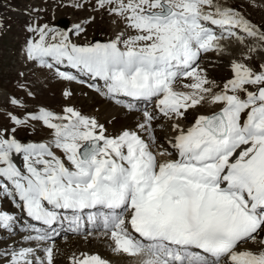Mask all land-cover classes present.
I'll list each match as a JSON object with an SVG mask.
<instances>
[{
	"label": "snow or ice",
	"instance_id": "obj_1",
	"mask_svg": "<svg viewBox=\"0 0 264 264\" xmlns=\"http://www.w3.org/2000/svg\"><path fill=\"white\" fill-rule=\"evenodd\" d=\"M57 3L88 14L30 24L24 60L138 119L110 131L69 88L59 109L32 110L0 89V200L29 221L19 242L0 241V264H55L64 224L129 264H264V25L219 0ZM98 16L113 34L88 39ZM225 42L241 51L217 81L201 60ZM18 219L0 208V231ZM68 264L112 262L80 251Z\"/></svg>",
	"mask_w": 264,
	"mask_h": 264
},
{
	"label": "rangeland",
	"instance_id": "obj_2",
	"mask_svg": "<svg viewBox=\"0 0 264 264\" xmlns=\"http://www.w3.org/2000/svg\"><path fill=\"white\" fill-rule=\"evenodd\" d=\"M219 1L221 4L225 1L227 4L239 6V10L254 24L264 25V2L256 0H246V2L237 0ZM67 2L70 3L71 0H67ZM252 4L255 6H250ZM33 8L43 10L33 12ZM87 14L85 10L58 6L57 0H0V89L11 93L14 98L20 100L29 110L39 108L41 103L48 105L49 103L44 99V94H39L42 85L37 82L48 85L56 84V82L46 69H40L32 62L24 60L22 49L25 40L30 35L26 29L30 24L35 23H48L49 25L66 29L70 25L78 23ZM60 20H65L67 27L62 25L59 22ZM111 26L114 27L107 16L103 20L98 16L96 23L89 26L87 38L91 40L107 39L113 34ZM72 39L81 43L84 41V37H80L77 40L74 36ZM229 60L226 57H217L210 53L202 58L201 63L208 68L210 77L215 78L217 81H222L223 78L229 75L226 68ZM253 62L259 63L261 61L253 57ZM20 73H23V76ZM63 83L68 84L67 82H60L61 85ZM60 84L56 92L48 95L51 100L55 101V96L60 94ZM20 85H23V87H20ZM43 88L46 91L44 86ZM27 91H32L34 95L31 97L27 96ZM76 101L80 103L79 106L77 103V107H80L84 113L96 106V103L91 102L87 97ZM5 107L17 112L23 111V109H11L9 105H5ZM20 135L27 136L29 139L39 138L25 132L20 133ZM40 135L42 136L43 133ZM0 238L4 240L2 236Z\"/></svg>",
	"mask_w": 264,
	"mask_h": 264
},
{
	"label": "bare ground",
	"instance_id": "obj_3",
	"mask_svg": "<svg viewBox=\"0 0 264 264\" xmlns=\"http://www.w3.org/2000/svg\"><path fill=\"white\" fill-rule=\"evenodd\" d=\"M237 1L246 2V0H237ZM256 1L264 2V0H256ZM223 4H227V2L224 1ZM113 31H114V27H112V33ZM225 43L228 44V42ZM240 51L241 49L235 44H228L227 51L222 56H217L215 53H211V54H214L217 57H226L227 59H232L234 57H238ZM254 58L255 59L258 58L261 62H264V60L260 55H256L254 56ZM201 64L202 66H205L203 63ZM54 81L56 82V84L53 83L49 85L45 83L41 84L40 82H37L38 84L42 85L39 94L41 95L44 94L45 101L49 103L48 105H44L43 103H41L39 104L40 107L46 106L50 108L59 109L60 106H62L65 103H68L63 99L62 91L64 88H69V90H71L74 93L70 103L74 104L77 107V103L78 106L80 105V103L77 102L76 100L78 99L83 100L85 97L89 98L91 102L93 103L95 102L96 106H94L93 109L85 112V114L96 116L101 123L106 124V127H108L110 131H112L114 127L118 129L123 125H134L136 119H138V117H133L130 113H128L127 110H121L118 106L113 105L112 102H106L104 98L93 93L90 89L86 87H82L81 85H78L76 83H71V84L63 83L64 85L63 84L61 85L58 80L54 79ZM59 84L61 85L59 91L60 94L55 96L56 97L55 100L56 103H55V101L53 99L51 100V98H49L48 95L50 93L52 94L56 92ZM43 86L45 87L47 92L44 91ZM83 93H87V95H84ZM53 102L54 104H52ZM139 107H141V104L139 105ZM77 108L80 109V107ZM109 121H111V123H108ZM158 135L163 136L165 135V132L158 130ZM0 208L13 212L16 216L22 215L17 210L11 209L7 201L0 200ZM23 234H25V231H23L21 227H17L13 225V233L9 235V233L3 232L1 235L4 240L0 238V241H7L9 244H11L13 241L19 242ZM55 245L59 249V252L55 256V264H68V256L71 255L73 252H80V251L99 253L102 256H104L106 259H109L112 262V264H129L128 258L116 256L113 253H111L110 249L107 246V243L103 239H101L98 234H94L92 237H89L88 239L84 238V234L76 237L64 238L62 240L59 239L56 240ZM40 255H42V253H40Z\"/></svg>",
	"mask_w": 264,
	"mask_h": 264
},
{
	"label": "water",
	"instance_id": "obj_4",
	"mask_svg": "<svg viewBox=\"0 0 264 264\" xmlns=\"http://www.w3.org/2000/svg\"><path fill=\"white\" fill-rule=\"evenodd\" d=\"M60 22H61L62 24H64V25H67V23H66L65 20H61Z\"/></svg>",
	"mask_w": 264,
	"mask_h": 264
}]
</instances>
